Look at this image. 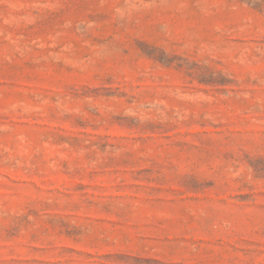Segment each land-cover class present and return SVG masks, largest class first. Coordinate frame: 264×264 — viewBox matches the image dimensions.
Masks as SVG:
<instances>
[{"label": "rangeland", "instance_id": "obj_1", "mask_svg": "<svg viewBox=\"0 0 264 264\" xmlns=\"http://www.w3.org/2000/svg\"><path fill=\"white\" fill-rule=\"evenodd\" d=\"M0 264H264V0H0Z\"/></svg>", "mask_w": 264, "mask_h": 264}]
</instances>
